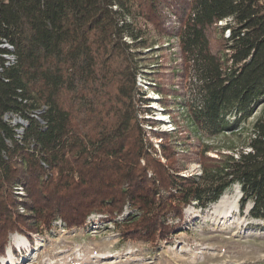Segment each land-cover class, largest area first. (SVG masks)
<instances>
[{
	"label": "trees",
	"instance_id": "1",
	"mask_svg": "<svg viewBox=\"0 0 264 264\" xmlns=\"http://www.w3.org/2000/svg\"><path fill=\"white\" fill-rule=\"evenodd\" d=\"M160 41L175 44L186 84L169 100L193 139L258 114L244 148L216 150L200 176L162 165L143 136L160 89L146 77L163 75L144 53ZM233 185L264 220V0H0V257L13 232L78 231L125 208L120 241L154 249L184 207Z\"/></svg>",
	"mask_w": 264,
	"mask_h": 264
},
{
	"label": "rangeland",
	"instance_id": "2",
	"mask_svg": "<svg viewBox=\"0 0 264 264\" xmlns=\"http://www.w3.org/2000/svg\"><path fill=\"white\" fill-rule=\"evenodd\" d=\"M153 49L144 53L148 58L144 63L163 75L146 77L160 88L147 93V106L142 107L149 110L145 120H140L145 141L151 145L147 148L162 165L177 166L181 177L200 176V162L217 158L216 150L225 153L229 147L236 151L244 148L258 114L240 130L217 141H196L169 100L173 93L168 88L183 91L186 84L182 74H174L181 71V62L173 55L175 44L160 41ZM162 133L167 135L162 137ZM207 147L215 151L204 153ZM240 197L239 187L233 185L204 210L194 204L184 207L180 222L168 221L169 225L181 224L179 230L154 249L120 241L121 220L128 208L114 220L92 215L86 228L78 231L53 229L44 235L13 232L0 264H264V220L249 217L250 204L241 210ZM17 239L22 246L16 245Z\"/></svg>",
	"mask_w": 264,
	"mask_h": 264
},
{
	"label": "bare ground",
	"instance_id": "3",
	"mask_svg": "<svg viewBox=\"0 0 264 264\" xmlns=\"http://www.w3.org/2000/svg\"><path fill=\"white\" fill-rule=\"evenodd\" d=\"M221 203V201H219L218 202V204H220ZM220 214V213H219ZM16 245L18 246V247H20V246H22V243H20V241H18V239H17V241H16ZM10 264H14V262H11L10 261Z\"/></svg>",
	"mask_w": 264,
	"mask_h": 264
}]
</instances>
